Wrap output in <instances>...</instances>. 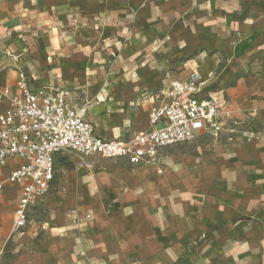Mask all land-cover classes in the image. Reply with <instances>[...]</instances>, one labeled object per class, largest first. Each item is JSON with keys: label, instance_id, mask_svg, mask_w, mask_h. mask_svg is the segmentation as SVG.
I'll use <instances>...</instances> for the list:
<instances>
[{"label": "crops", "instance_id": "crops-1", "mask_svg": "<svg viewBox=\"0 0 264 264\" xmlns=\"http://www.w3.org/2000/svg\"><path fill=\"white\" fill-rule=\"evenodd\" d=\"M26 2L0 0V85L15 88L24 72L33 89H69L106 140L153 130L149 111L162 102L154 96L194 72L206 83L203 94L233 116L229 131L200 132L192 142L161 149L159 163L96 155L73 171L57 165L75 162L73 154L56 155L50 192L32 205L24 234L14 237V264H264V129L246 127L264 108V72L237 77L226 93L214 94L223 82L209 70L224 56L236 76L256 64L263 68L264 0ZM242 45L253 53L234 65ZM117 75L118 84L104 82ZM253 95L263 102H247ZM133 97L144 105L130 106ZM116 98L129 105L130 120L124 116L122 123L127 133L102 132L103 113ZM205 135L213 140L194 154L163 161L169 150ZM100 160L126 167L93 169ZM15 164L0 168V181ZM21 195L20 184L0 191V226L13 213L12 229ZM53 201V211L33 217ZM11 229L0 255L13 243Z\"/></svg>", "mask_w": 264, "mask_h": 264}, {"label": "built area", "instance_id": "built-area-1", "mask_svg": "<svg viewBox=\"0 0 264 264\" xmlns=\"http://www.w3.org/2000/svg\"><path fill=\"white\" fill-rule=\"evenodd\" d=\"M205 84L195 72L187 80L172 81L154 96L162 98L160 105L149 111L154 129L120 141L96 135L86 119L87 106H75L69 89H33L24 72H20L15 88L0 85V106L7 103L0 113V168L16 163L0 181V191L7 184L22 186L12 235L24 234L32 205L50 192L56 155L73 154L82 161L80 167L86 157L96 155L148 165L159 157L161 149L192 142L200 132L218 136L233 112L217 98L203 94ZM159 124L161 128L155 127Z\"/></svg>", "mask_w": 264, "mask_h": 264}, {"label": "rangeland", "instance_id": "rangeland-1", "mask_svg": "<svg viewBox=\"0 0 264 264\" xmlns=\"http://www.w3.org/2000/svg\"><path fill=\"white\" fill-rule=\"evenodd\" d=\"M8 1H11V0H8ZM26 1H27L26 2L27 4L25 3V5H28L29 2L30 3L32 2V0L31 1L26 0ZM252 53H253V48H251V47L248 48V46H246V45L240 46L237 54L234 57V65H238L242 59H244V60L246 58L248 59ZM115 61H117V64H118L120 60L115 59ZM200 65L204 66V63L201 62ZM214 68L216 70L213 71V75H215L216 78L219 77V83L223 82L222 86H220L219 84L214 86V91H213L214 94H219L220 92H222L223 88L228 87V85H231V86L234 85V82L236 81L237 77H243V78L251 79V78L255 77L257 74H259L258 70H260L262 73L264 72V66H263V68H259V67H257V64H256V65L250 66V68L246 67L243 70L240 69L241 71L238 73L237 76L230 74L229 67H226V56H224L223 60H221L216 67L210 68L209 70L214 69ZM216 74H217V76H216ZM106 77L107 78L104 80L105 83H109V84H111V83L115 84L116 83V84H118L121 81L120 80L121 76H118V75L112 76V79H109L108 78L109 76H106ZM222 93H226V92H222ZM224 95L226 97V94H224ZM220 96H222V94H220ZM140 99L144 100V98H142V97ZM127 100H128L127 102L132 103V104L130 103V106H132L133 103H135L133 105V106H135V108H137L138 106L140 108L141 106L144 105L143 101L138 102L137 101L138 99L135 100L134 97L131 99H127ZM110 102H117V103H116V106H114V107L108 106L107 107L108 110H106V112L103 113V115L106 114V116H107V119H106V125L107 126H103L100 124L102 132L103 131H106V132L115 131L119 134L124 133V132L127 133V131H125V130L128 128L125 126V124H122V123L124 122L123 121L124 116H125V120H128V121L130 120V116H129L128 111H127L129 105L124 104L123 103L124 101L121 100L120 98H116L115 100H112ZM119 102H121V103H119ZM247 102H263V100H261V98H258L257 95H253L247 99ZM133 121H134V119H133ZM227 124H228V121L226 122V120H225L223 122L222 131H224V129H226L228 131L230 130V128L232 126L228 125V128H227V126H226ZM248 124L249 125L246 127H250L252 129H255V130L264 129V108L259 111L258 119H256L255 121H252V122H248ZM234 125H235V123H234ZM131 126H134V122H133V124H131ZM161 127H162V124L158 125V128H161ZM208 136H206V135L201 136L193 143L181 145V146H178L176 148H173L172 150H169L166 153V155H164L165 158H163V161H164V159H165V162H166V160L167 161H175V157H180V156H184V155L187 156V155L194 154L196 149L199 146L207 145L210 143L211 140H213L211 138V136H209V137ZM214 136H216V135H214ZM160 161H162V157H160V155H159V157L154 162L159 163ZM80 162H82V161L79 158H75V162L69 161V160L67 162L66 161L65 162L59 161L57 165H58V169H64L66 167V168H70L73 171H76L77 166L80 167L79 166ZM94 162L96 163L97 166H93V169H97L98 167H103V169H105L108 173H116L117 169L126 167V166H124L125 164H123V163L121 164L120 162H115V161H111V160H100V161H94ZM94 162H92V163H94ZM92 165H94V164H92ZM75 178L79 180L78 176H75ZM54 208H56V203L53 201V202H51V204L49 206L43 207L42 210L41 209L36 210L33 214V217H37L40 215L45 216L46 213L53 211ZM12 214L13 213H9L8 215L5 214L4 219H2V224L0 226V238L2 236V238L0 239L1 243H4L5 241H7V238L9 236L10 229H11ZM14 237L15 236H13L12 237L13 239L9 241V243L10 242H13V243L10 245H7L5 252L0 255L2 258V261L0 264H14V261L16 258Z\"/></svg>", "mask_w": 264, "mask_h": 264}]
</instances>
